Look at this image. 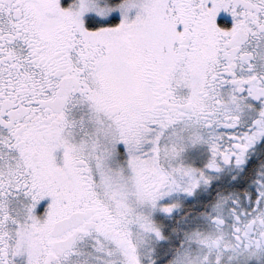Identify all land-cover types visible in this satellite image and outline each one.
I'll return each instance as SVG.
<instances>
[{"label": "snow or ice", "instance_id": "obj_1", "mask_svg": "<svg viewBox=\"0 0 264 264\" xmlns=\"http://www.w3.org/2000/svg\"><path fill=\"white\" fill-rule=\"evenodd\" d=\"M0 264H264V0H0Z\"/></svg>", "mask_w": 264, "mask_h": 264}]
</instances>
